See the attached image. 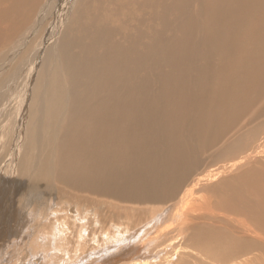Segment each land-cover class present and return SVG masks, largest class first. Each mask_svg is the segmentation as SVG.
Listing matches in <instances>:
<instances>
[{
  "label": "bare ground",
  "instance_id": "bare-ground-1",
  "mask_svg": "<svg viewBox=\"0 0 264 264\" xmlns=\"http://www.w3.org/2000/svg\"><path fill=\"white\" fill-rule=\"evenodd\" d=\"M263 118L264 0H0V176L14 179L15 230L40 229L32 244L47 236L41 216L59 210L69 248L67 232L83 244L91 226L146 247L150 232L175 228L214 263L259 264ZM214 179L199 206L175 200ZM185 205L205 215L176 228Z\"/></svg>",
  "mask_w": 264,
  "mask_h": 264
},
{
  "label": "rangeland",
  "instance_id": "rangeland-1",
  "mask_svg": "<svg viewBox=\"0 0 264 264\" xmlns=\"http://www.w3.org/2000/svg\"><path fill=\"white\" fill-rule=\"evenodd\" d=\"M263 120H264V118H263ZM262 134H264V129L262 131ZM208 164H207V166H205V164H204L203 169H209ZM7 165L12 166V167H17V164H15V163H8ZM217 167H219V165ZM215 168L216 167L213 166L210 168V170L211 169L214 170ZM244 172H245V170L243 171V173ZM4 173H8V172H5V171L1 172V176H0L1 177L0 181L2 180L0 182V186L2 187V188H0V212H1L0 213V216H1L0 217V264H14V263L15 264H41V263L46 264V262H47V264H98L100 262H101L100 264H103V262H104V264H108V263L110 264V260H108V261L106 260V257H107L105 255L106 253H109V256H111L115 253L117 255H120V257L116 260L111 259L113 261V263L115 262L114 264H137V263L139 264L140 261H143V262L147 261V262H149V264H197V263L198 264H200V263L201 264H217V263H214L213 261H211L210 259L205 258L202 254H200V252H199L200 246L198 244H196V243L189 244L187 242L188 238L191 235L190 230L189 231L185 230L184 232L182 231V233H183L182 236H176L178 233V229L175 230V228L174 229H168V228L167 229L166 228L160 229L159 230V231H161L160 233H158L159 232L158 230L155 231L154 233L150 232L147 237L154 236L156 241H154L153 243H150L146 247L145 245L140 246L141 245L140 243H132V244L125 243L127 246L124 243L120 244V245H115L116 241L114 240V238L116 236L119 238L120 237L122 238L121 233H123V232H120V234H118L119 231L117 229L113 228L110 231L111 233L110 232H108V233L103 232L102 233L99 230L100 228H96L98 226H96V227L91 226V228H93V232L91 230H87L86 228L80 229V231H83L82 235L85 236L83 238L86 240L85 243L80 244L78 241V243H79L78 244L77 241H74L76 239L74 237L75 235L71 236V232L68 231L67 232L68 236L70 237V239L73 240V242L71 241L72 246H71V248H69L68 246H63L62 240L64 239L65 235H62L61 233L56 232V231H58V227H55L53 225L55 217H62V212H60L59 210H55L52 213V215L54 216L53 218L51 216H41V219H39V221L41 222V224L43 226H45L47 228V232H46L47 236L42 237V239H41L42 244L41 243L39 245L32 244L30 242L33 239V237L34 236L36 237L38 235L37 237L39 238L42 234H40V231H39L40 229H37V228L24 229L22 231H16L15 230L14 223H15V221L20 222L19 218L21 215L20 216L15 215V214H17L16 212H17L19 205L17 203H15L14 199L11 201V202H13L12 204H11V202L6 201L4 188L7 187L6 182L12 177L8 178L7 174H4ZM230 173L232 174V171H230V172L228 171L222 177L223 178L229 177V176H231ZM4 178H5V180H4ZM11 180H12V182H11L10 186L14 184V179L12 178ZM218 181L219 180L214 179L212 181L210 180V181L204 183L203 180H201L199 183L196 184L197 185L196 189L193 190V194L194 195L196 194V196L189 197L188 200L182 199L181 197L177 196L175 198V200L179 203H182V204H184V203L189 204V206H192L193 208L197 207L201 204L200 198L202 196L206 197L207 195L205 193L207 192V190L210 187H212L213 185H215ZM187 187H189V186H186L185 189H188ZM1 193H3V194H1ZM10 194L14 195L15 190L10 191ZM27 196L32 201H35L36 203H37L38 199L41 200V199L45 198L44 193L41 191H36V192L28 191L25 197H27ZM172 203L174 204L175 202L172 201ZM4 205L6 207H3ZM12 205H14V206H12ZM168 205L169 204H167L166 207ZM185 207H186V205L183 208L182 216L180 219H177V220L172 219V221H175V223H176V228L187 217H190V221L187 223L186 226L193 227L195 225V223L200 222L199 218H201L202 216L205 215L203 212L190 213L191 210L187 211ZM9 211L12 212V214ZM220 214L225 215L226 219H229L230 221L235 223V219L233 218V216L231 215V213L229 211L225 212V211L221 210ZM250 216L255 217L259 223V227L263 228V218L258 216L254 211L252 212V214ZM110 218H111V216H110ZM171 218H172V215H171ZM194 218H198V219H196V221L194 222L193 221ZM3 219H4V221H3ZM9 219H11V220H9ZM106 220L109 222V219H106ZM12 222H13V224H12ZM148 223L149 222L143 223L139 228H142V229H146V228L148 229L149 228L150 229V226H148L149 225ZM80 224L83 225V223H80ZM3 227H6V228H3ZM238 227H240V226H238ZM8 228H9V230H8ZM23 228H24V226L21 229H23ZM94 228H96V229H94ZM21 229H19V230H21ZM138 229H135V230L141 235L143 230L138 231ZM240 229H241V227H240ZM240 229H238V232H236V235L241 237V236H244L245 234L241 231H240L241 233H239ZM7 231L9 233H7ZM50 232H52L53 235L58 239V243H57V239H55V241L53 243V245L57 244L56 246L47 245L48 243L46 241L49 240L50 236H52L50 234ZM98 233H100V235L105 236L108 240L113 238L112 243L108 242L106 239L101 238V237H100L101 240L99 241V243L92 242L93 235H97ZM25 234H27L28 236ZM12 235H14V236H12ZM82 235H81V237H83ZM145 237L146 236L142 235V239H144ZM172 237H177L178 240L172 239ZM38 240H40V239H38ZM260 242L264 246V235H263L262 240ZM185 243L187 244V246H185L186 245ZM71 244H69V245H71ZM108 244H110V245H108ZM121 245L122 246L125 245L126 247L122 248ZM255 245H257V244L255 243ZM44 246H46V247H44ZM137 246H139V248ZM143 246H145V248H143ZM110 247H112V248H110ZM118 247H119V249H118ZM115 248H117V250H116L117 252L114 251ZM141 249H142V251H141ZM26 250H28V251H26ZM107 250H109V251L106 252ZM11 251H13V253ZM55 251H57L58 254ZM160 251H162V252H160ZM164 253H165V255H164ZM27 254H29V255H27ZM125 254H127L126 258L121 257L122 255H125ZM48 255H49V257H48ZM257 255L258 254H255L254 255L255 257L253 256L252 259L254 261L256 260V262L259 261V264L260 263L264 264V253H259V255H258V257H260L261 261L259 260ZM160 256H162V257H160ZM34 260H36V261H34ZM96 260H98V261H96ZM101 260H103V261H101ZM182 261H183V263H181ZM252 264H257V263H252Z\"/></svg>",
  "mask_w": 264,
  "mask_h": 264
}]
</instances>
